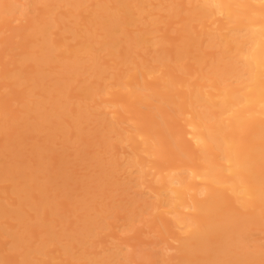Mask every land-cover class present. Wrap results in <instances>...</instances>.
<instances>
[{
	"label": "rangeland",
	"instance_id": "obj_1",
	"mask_svg": "<svg viewBox=\"0 0 264 264\" xmlns=\"http://www.w3.org/2000/svg\"><path fill=\"white\" fill-rule=\"evenodd\" d=\"M201 1L0 0L14 4L0 10V264H264V202L243 205L223 184L217 220L234 225L221 242L212 235L192 248L190 262L183 247L206 219L181 205L192 224H176L159 194L170 170H205L188 125L220 110L192 103V92L217 99L209 70L242 69L245 56L222 53L220 41L235 34L249 48L245 24L264 22L248 3L231 18L212 5L201 13ZM100 17L117 18L113 33ZM253 126L236 142L244 155Z\"/></svg>",
	"mask_w": 264,
	"mask_h": 264
},
{
	"label": "bare ground",
	"instance_id": "obj_2",
	"mask_svg": "<svg viewBox=\"0 0 264 264\" xmlns=\"http://www.w3.org/2000/svg\"><path fill=\"white\" fill-rule=\"evenodd\" d=\"M250 1H254L256 4L251 5ZM261 1L202 0L201 6H198L203 14L208 13L210 5H212L210 12H212V9L217 12L225 11L229 17L234 18L248 13V11L245 12L234 7H240L248 3L250 10L258 17L263 18L264 0L262 1L263 3ZM13 7V2H6L2 4L0 10H12ZM128 8L124 9V11L122 10V13H129ZM101 18L97 19L98 23L100 21V23L105 24L103 25L104 29L113 33L114 28L116 29L119 24V22L116 24L117 18L103 19V17V20ZM255 25L253 23L245 24L248 35L246 43L250 44L249 48H246L245 45L240 48L243 41L239 39V36H234L235 34L228 35L220 41V45L224 48L222 53L231 51L237 54L242 52L245 56L242 69H237L234 62H219L220 64H215L209 70V78L214 80L213 87L219 90L217 99H214L211 95L205 96L200 90H193L192 92L191 99L194 104L200 103L206 107L216 106L220 112L227 110V108L232 111L227 121H223L219 118L220 112L214 114V112L207 110L197 115L199 122L195 126L192 124L188 125L192 129V131L187 132L188 140L193 141V143H199V149L205 153L202 157L206 164L205 170L200 173V171L195 169H188V176L183 178L173 170H170L166 175L168 184L159 190V194L166 196V201L175 213L174 222L176 224H185L188 227L192 224V220L190 221L189 218H186L187 216H183V212H177L176 207L181 205L184 208L193 207L194 210L201 212V215L206 219L205 224L203 223V226L200 225L202 226L200 229H198L200 226H197L189 231V242L183 247V250L188 253L185 260L189 259L188 261L190 262L193 261L190 253L192 248L197 249L199 247L204 249V247H208L212 241L210 240L212 235L217 236L218 241L220 240L221 242L222 239L220 238L228 234V228L232 224L234 225V220L230 218L220 220L219 223L217 220L221 214L219 204L225 198L226 189L223 184H229L228 189L231 191L232 196L243 205L258 206L264 202V176L256 175L257 170L264 164V120L261 118L264 116V40L260 39V37L264 36V22L259 31H255L253 28ZM38 31H45V27L43 28L42 26ZM140 40L138 42L141 43ZM110 43L114 44L112 41ZM221 75L237 77V85L227 83L224 80L225 76L222 78ZM219 76L222 80H219ZM239 105L240 107H238ZM183 108V105H178L179 110ZM247 123L255 124L251 128L252 134L249 140L257 141L251 142L253 152L244 155L240 152L241 149L239 150L236 142L242 136L240 133ZM155 137H161V134L156 133ZM210 149H214L217 156H222L228 165L219 168L220 165L215 161L214 157L210 153H206ZM224 171L228 172V174H224ZM200 177L204 182H202V187L196 188L194 186L201 183H197L195 178ZM214 184L222 186L216 189L213 186ZM192 190H194V193L192 192L193 194L190 196ZM201 194L206 197L198 199L196 196ZM187 196H189L188 199L186 198ZM188 201H192V204H189Z\"/></svg>",
	"mask_w": 264,
	"mask_h": 264
}]
</instances>
